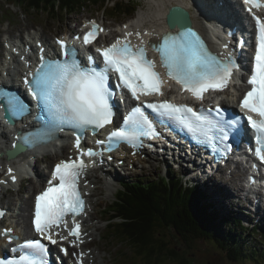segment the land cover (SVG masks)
Masks as SVG:
<instances>
[{
    "label": "snow or ice",
    "instance_id": "obj_1",
    "mask_svg": "<svg viewBox=\"0 0 264 264\" xmlns=\"http://www.w3.org/2000/svg\"><path fill=\"white\" fill-rule=\"evenodd\" d=\"M245 4L261 6V0H244ZM178 9H181L177 7ZM251 11V9H249ZM258 27V46L255 55V67L248 83L250 91L243 97L241 107L258 113L260 119L251 115L246 117V123L257 133L261 147L256 150L261 161H264V19L254 16ZM170 25L180 26V31L167 32L160 42H153L152 47L159 52L161 63L167 71V76L181 84L183 90L191 92L198 99H203L209 90H223L238 65L231 58L222 59L213 54L206 46L201 36L193 29L184 10L168 18ZM93 28L84 37L85 44H92L98 34L103 31L93 21ZM127 27V25H125ZM132 32L118 38L108 47L97 48L96 52L103 58V65L96 66L93 57L89 66H82L74 57L53 62H42L31 81H26L33 89L32 95L43 106L47 113L46 131L51 138L62 126L68 125L74 129L93 130L110 124L113 118V108L110 103L113 91L109 87V74H118V86L127 89L135 100L141 96L163 95L164 80L156 71L155 62L147 55V44L143 41L144 33L137 31L135 35L141 38L139 45H133L129 39ZM58 43L67 49L66 42ZM72 51H75L74 49ZM65 56L69 55L66 50ZM9 110L20 113L24 110L23 103L16 97L7 100ZM159 116H167L178 121L190 133L199 135L209 142L228 139V131L238 121L212 119L204 111L187 104H177L169 100L147 103ZM217 116L223 111L216 109ZM227 129V131L225 130ZM29 135L21 136L25 145H32ZM160 136L153 120L149 118L142 107L136 106L124 120V127L110 133L109 143L126 141L137 146L142 137L156 138ZM76 147H80V136H76ZM103 143V141H98ZM84 153H81V157ZM87 155H95L92 149ZM85 167L81 158L77 160H62L55 165L47 188L35 198L34 227L40 237L56 244L52 229L63 227L69 235L77 240L81 237V225L77 219L85 208V201L79 191V177ZM11 174L13 170L8 169ZM11 179L16 180L12 175ZM58 181V182H57ZM3 212H0V216ZM71 216L73 227L69 228L67 217ZM5 229V234L11 233ZM58 234V233H57ZM12 237L9 235V239ZM67 240L68 236H60ZM75 245L76 240L72 241ZM13 251H20L18 258H0V264H49L48 248L40 239H29L17 246ZM67 253V249H62ZM83 253H80L79 264H83Z\"/></svg>",
    "mask_w": 264,
    "mask_h": 264
},
{
    "label": "trees",
    "instance_id": "obj_2",
    "mask_svg": "<svg viewBox=\"0 0 264 264\" xmlns=\"http://www.w3.org/2000/svg\"><path fill=\"white\" fill-rule=\"evenodd\" d=\"M84 1L73 0V4L82 5ZM22 3L32 7L44 5V8L46 4L51 5L50 0H45L44 4L35 0H22ZM136 7L135 2H130L131 9ZM118 20H125V14L121 12ZM173 187V192L159 184L150 186L148 191L145 188L133 190L132 196L123 198L112 214L107 213L112 218L122 219V222L111 220L108 230L121 240L133 241L138 257H142L139 264H214L213 260L212 263H207V259L202 262V255L215 258V253H221L224 259V263L217 261V264H264V233L259 235L260 229L229 227L231 216L223 219L220 209L210 208L211 205L201 199L205 191L199 194L196 189L182 191ZM175 190L178 191L174 193ZM139 237L142 240L145 237V241ZM258 242L263 244L258 245ZM205 247H213L215 252H208ZM134 264L138 262L135 260Z\"/></svg>",
    "mask_w": 264,
    "mask_h": 264
},
{
    "label": "bare ground",
    "instance_id": "obj_3",
    "mask_svg": "<svg viewBox=\"0 0 264 264\" xmlns=\"http://www.w3.org/2000/svg\"><path fill=\"white\" fill-rule=\"evenodd\" d=\"M115 1V0H114ZM172 1V0H171ZM171 1H169L168 3L166 2V5H168V6H170L171 4H180V5H183V6H185V7H187V8H190V6H191V3L189 2V1H187V0H173V2L172 3H170ZM211 3V2H210ZM59 6H55L54 8H55V10L56 11H58L59 12ZM35 8H37V7H32V6H29V5H27V3H22V10H23V12H24V14L29 18V15H30V10H32L31 11V13H35ZM52 8H53V6H51V5H49L48 4V9H50L49 11H48V9H47V11H46V13H47V15H50L51 13H52ZM54 8H53V10H54ZM159 8V7H158ZM157 8V9H158ZM45 9V8H44ZM44 9L41 11V13H43V11H44ZM213 9V8H212ZM158 10H160V9H158ZM214 11L215 12H217V13H220L222 16H224V17H226V19H231V18H234L233 17V13L232 12H230L226 7H222V8H220V9H218V8H216L215 7V9H214ZM35 16V15H34ZM158 16V15H157ZM236 18H238L239 19V16H237ZM158 20V17H156V15H155V17L153 18V19H151V23L153 24V25H151V28H154L155 26H156V24H157V21ZM121 22V24L124 22V20H122V21H120ZM199 24V25H198ZM194 25H197V26H199L203 31H205V32H207V29L205 28V26H204V24L202 23V21L200 20V18L199 17H195V19H194ZM246 30H249L250 32H252V34L254 33V31H255V29H254V27L253 26H251V25H249L248 27H247V29ZM47 41L49 42V44L53 47V41L51 40V38H49V37H47ZM22 43H24L25 44V38H22ZM229 91H231L232 93H234L235 95H237V90L235 89V88H230L229 89ZM18 136V135H17ZM6 137V136H5ZM69 148V145L68 144H66L64 147H62V149H61V151L62 152H65L67 149ZM53 158V155H48V156H45V157H43L42 159H43V161H45V162H50L51 161V159ZM39 161H41V158H39L38 159V162ZM142 161V160H141ZM143 162V161H142ZM148 162H149V164H145L146 166H147V168H149V169H153L155 166V163H154V161H153V159H152V157H150L149 159H148ZM156 169H157V166H156ZM187 169H190V171H189V175L191 176V175H199L200 177H205V175L207 174V167L204 165V164H202V163H199L195 158L194 159H192L191 160V162H190V165L187 167ZM225 169H227V168H225ZM222 173H225V171H221ZM235 173H232V177H228V178H226L225 180H227V182L226 183H230L231 185H230V187H227L226 186V184H223L224 185V189H223V191H224V193L229 197V199H231V198H233L234 196H236V197H239L240 195H241V198H243V199H241V198H239V205L238 204H233L232 202H230V201H228L227 200V198L226 197H224V196H221V195H219V194H214V195H212V197H211V199H212V203L213 204H217L218 206H220L221 208H223V209H226V210H228V211H234L235 210V208H237V207H239L240 205H245L246 204V201L247 202H251V204H249V209L252 211V213H253V216L255 217V218H264V203L259 199V197H252V196H246L245 194H244V190H243V192H239V189L238 188H242V185L241 184H239V182L237 181V178H238V176L239 177H241V173L240 172H238V171H234ZM37 175H38V179H32L31 181H30V184L26 187V189L29 191V190H36L37 188H39V186L43 183V181H42V179L43 180H45V178H46V172H45V170L44 169H37ZM195 177V176H194ZM224 180V181H225ZM253 186H255V184L253 183ZM235 189V190H234ZM238 189V190H237ZM201 190H203V191H205V188L203 187ZM230 190V191H229ZM240 194V195H239ZM259 196V195H258ZM236 201H237V199H236ZM10 204H12V202L10 203ZM30 205H31V203H30V200L29 199H27L26 201H25V203H24V206H23V208L25 209V210H28L29 208H30ZM99 217V216H98ZM99 219H100V217H99ZM108 220H109V222L108 223H106L105 224V226H106V229H108V225H109V223H110V221L111 220H113V219H109L108 218ZM116 221V220H115ZM93 228V227H92ZM223 228V227H222ZM91 229V227L90 228H88V230H90ZM52 231H53V233L55 234L54 236H56V235H58V234H61V231H60V229L59 228H53L52 229ZM58 233V234H57ZM103 232L101 231V234H102ZM94 235V232H92V234H90L89 236H93ZM104 246V247H103ZM105 246L106 245H101V249L102 250H105ZM106 249L108 250V251H110V253L112 252L111 251V248H107V246H106ZM96 253V252H95ZM101 253V252H100ZM99 256H100V254L98 253H96V255L93 257V258H96V261H97V259L99 258ZM103 256H104V262H107V263H110V264H113V263H111V261H112V258H108V256L107 255H101L100 257H101V259H102V261H101V263L100 264H102L103 263ZM91 259H92V257L90 256V261H91Z\"/></svg>",
    "mask_w": 264,
    "mask_h": 264
},
{
    "label": "rangeland",
    "instance_id": "obj_4",
    "mask_svg": "<svg viewBox=\"0 0 264 264\" xmlns=\"http://www.w3.org/2000/svg\"><path fill=\"white\" fill-rule=\"evenodd\" d=\"M37 3H39V4H44L45 3V0H35ZM51 1V0H50ZM171 1V0H170ZM173 2V0L170 2V3H172ZM166 3V2H165ZM168 3V2H167ZM213 8V7H212ZM44 9V5L43 6H39V7H37V8H35V13H31V19H34V15L36 14V16H43V15H41V14H44V17H46L47 19H51L52 18V13L50 14V15H47V13H46V11H47V9H48V5L46 4L45 5V9H44V11H43V13H41V11ZM86 9H91V5H88V6H86L85 7V10H83L82 12H85L86 13ZM54 10H55V8H54ZM155 10H158L157 8L155 9ZM93 11H97V12H99V13H105V14H107V15H109L111 18H118V16H111L109 13H107L104 9H102L101 8V6H98V7H96V8H94L93 9ZM159 11V10H158ZM52 12H53V9H52ZM76 13H74V14H71V15H79L81 12H79V13H77L78 12V10H76L75 11ZM155 13H156V11H155ZM67 15H65V17H66ZM125 17H127V16H125ZM53 23H55L54 22V20H53ZM199 25V24H198ZM53 158H54V156H53ZM52 158V159H53ZM51 159V160H52ZM155 167L153 168V170L155 171V170H157L156 169V164L154 165ZM184 167L185 166H182L181 168H179L178 166H175V165H172V168H171V173H174V175H173V178H172V180L174 181V182H176L177 180H176V178H178V177H180V174H181V170H183L184 169ZM162 169L161 170H159V171H156V172H153V171H151V170H144L145 168H143V172H141V176H140V179H145V178H149V177H153V178H158L160 175H162L163 173H164V166L162 165V167H161ZM42 181H44L43 179H42ZM182 182H183V186L184 187H186V184L184 183V180H182ZM227 182V180H225L224 182H223V184H226V186L227 187H230V183L228 184V183H226ZM235 190V189H234ZM178 190H175L174 191V193H176ZM182 191H184L183 189H182ZM230 191V190H229ZM167 193V195H170V192L169 191H167L166 192ZM201 199L202 200H208L209 201V199H207V198H205L204 196H202L201 197ZM170 200H172V197H171V199ZM209 204H210V201H209ZM211 206H210V208H212L213 207V205L212 204H210ZM220 207V206H219ZM104 208V207H103ZM102 208V209H103ZM214 208V207H213ZM102 209L99 211V217H100V219H99V227H102L104 230L106 229V226H105V224L106 223H108L109 222V220H108V218H106L105 216H104V214H103V212H102ZM218 210V209H217ZM237 210H239V208L237 207V208H235V210H234V212L232 211V214H231V217H233L234 216V214H235V212L237 211ZM221 216V215H220ZM223 219H224V217H226V216H221ZM97 219H94V220H92V221H89L88 223H89V225H94V224H96L97 223ZM251 223H253V221L251 222ZM251 223H249V224H247V225H251L252 226V224ZM236 228H240V225H236V227H235V229ZM139 240H141L142 242H144L145 241V237L143 238V240H142V237H139ZM140 241V242H141ZM119 242H124V243H119ZM119 242H117V246H116V248H115V255H114V261H115V257H116V252L117 251H119V250H121L123 253H126L129 257H132L134 260H136L137 262H141V257H138V254L139 253H137L136 252V250H135V248L133 247L134 245H133V241L132 242H128L127 240H124V241H120L119 240ZM127 242H128V244H127ZM250 242H252V241H250ZM254 242V241H253ZM255 243V242H254ZM135 244H136V242H135ZM258 245H262V242H258ZM104 247V246H103ZM134 248V249H133ZM205 250L206 251H208V252H215V248H213V247H207V248H205ZM216 254V256H215V258H212V256H204L203 257V255H202V258H203V260H202V262L204 261V260H208V262L207 263H209V262H211L212 260V262L214 263V264H217L216 262L218 261H222L223 263H224V259L220 256L221 255V253H215ZM123 256H126V255H122V258H123V261L125 262V260H124V257ZM118 260H121V253H119L118 254ZM122 261V262H123ZM211 262V263H212ZM127 264H132L131 262H127ZM201 264H205V263H201ZM210 264V263H209ZM221 264V263H220ZM246 264H249V263H246ZM250 264H252V263H250Z\"/></svg>",
    "mask_w": 264,
    "mask_h": 264
},
{
    "label": "water",
    "instance_id": "obj_5",
    "mask_svg": "<svg viewBox=\"0 0 264 264\" xmlns=\"http://www.w3.org/2000/svg\"><path fill=\"white\" fill-rule=\"evenodd\" d=\"M176 11V8H172V13H174ZM81 233L83 235H85V230L82 229L81 230ZM117 236H106V234H100L98 236H96L95 238L92 239V242H85V239H76V243L75 245L73 246V249L74 251H79L80 253H83V264H100L102 259H101V255H107L108 257L111 256V254L113 255V258H114V255H115V248L117 246V242H119L120 240V236L119 238H116ZM120 241H124V240H120ZM119 243H124V242H119ZM128 244V242H127ZM101 245H106L107 248H111V253L110 251H108L106 249V246H105V250H102L100 247ZM134 249V248H133ZM85 252L89 255V257L91 256L92 259L90 261V258H85ZM100 254L99 258L97 259L96 261V258H93L96 253ZM101 252V253H100ZM119 253H121V259H122V251L119 250L116 252V255H118ZM123 255H126V256H123L124 257V260L126 261V264L127 262H131V263H134V259L132 257H129L126 253H123ZM142 259V257H141ZM120 261L119 260V264H120ZM107 262H104V256H103V263L102 264H106ZM112 263V262H111ZM124 263V262H123Z\"/></svg>",
    "mask_w": 264,
    "mask_h": 264
},
{
    "label": "clouds",
    "instance_id": "obj_6",
    "mask_svg": "<svg viewBox=\"0 0 264 264\" xmlns=\"http://www.w3.org/2000/svg\"><path fill=\"white\" fill-rule=\"evenodd\" d=\"M238 19V18H237ZM235 28H236V26H235ZM228 31V30H227Z\"/></svg>",
    "mask_w": 264,
    "mask_h": 264
}]
</instances>
